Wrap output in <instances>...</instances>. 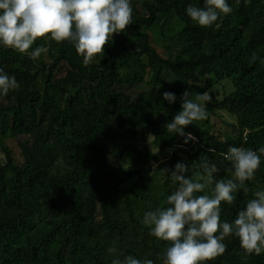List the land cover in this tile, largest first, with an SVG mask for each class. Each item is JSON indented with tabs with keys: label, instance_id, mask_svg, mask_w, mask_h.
<instances>
[{
	"label": "trees",
	"instance_id": "16d2710c",
	"mask_svg": "<svg viewBox=\"0 0 264 264\" xmlns=\"http://www.w3.org/2000/svg\"><path fill=\"white\" fill-rule=\"evenodd\" d=\"M226 2L232 11L201 27L186 9L205 0H130L132 24L87 66L69 41L37 40L29 52L47 51L35 60L0 44V69L20 85L0 93V264H112L127 255L163 264L169 242L151 236L142 220L153 206H167L177 185L165 172L154 188L157 201L131 191L177 162H194L187 173L193 178L207 161L219 169L214 180L234 179L221 153L264 147V0ZM197 78L233 91L206 106L207 119L186 126L196 139L185 144L165 125L181 110L185 91L195 98ZM218 112L236 120L233 138L214 132ZM19 135L28 137L18 142L21 159L7 144ZM114 153L122 159L113 162ZM214 187L197 195H212ZM244 187L233 203L221 202L222 222L231 223L264 190V155ZM223 243L224 254L205 264H264V252L245 254L234 235Z\"/></svg>",
	"mask_w": 264,
	"mask_h": 264
},
{
	"label": "clouds",
	"instance_id": "9594fccd",
	"mask_svg": "<svg viewBox=\"0 0 264 264\" xmlns=\"http://www.w3.org/2000/svg\"><path fill=\"white\" fill-rule=\"evenodd\" d=\"M232 11L226 0H205L204 7L189 5L187 15L201 27L213 25L221 14ZM133 20L130 0H0V44L27 53L33 60L47 49L42 46L29 49L41 38L49 37L60 43H74L76 51L83 56L85 66L104 54L105 46L114 34L124 32ZM219 25L217 24V27ZM20 87L14 76L0 69V93ZM163 99L174 103L176 96L164 92ZM181 110L172 121L165 125L166 131L178 134L187 144L195 141L185 128L194 121L207 119L208 103L212 96L208 92L196 93L193 99L189 91L181 96ZM202 102V103H201ZM210 151L212 149H209ZM264 147L258 152L251 148L230 146L221 153L225 161L231 162L234 179L214 180L219 171L215 164L205 161L199 164L202 172L195 178L187 175L192 168L177 162L174 169H161L170 175L175 191L168 195L165 205L146 211L143 224L150 229L154 238L169 242L163 255V264H205L226 251L223 243L226 237L234 235L240 241L245 254L260 255L264 252V190L254 192V199L247 202L231 222L221 221V202L233 203L237 189L244 187L245 181L253 179L261 165ZM215 184L212 195H197ZM117 249L110 247L108 252L115 254ZM112 264H154L152 259H138L127 255Z\"/></svg>",
	"mask_w": 264,
	"mask_h": 264
},
{
	"label": "rangeland",
	"instance_id": "374dc122",
	"mask_svg": "<svg viewBox=\"0 0 264 264\" xmlns=\"http://www.w3.org/2000/svg\"><path fill=\"white\" fill-rule=\"evenodd\" d=\"M128 68H124L120 71L121 74H124L127 72ZM130 72V71H129ZM192 84L195 86V92L196 93H204L208 92L210 96H212L213 99H219L221 100L224 96V94L230 93L233 91V87L231 84L228 83H222L220 85H217L215 88H209L208 83L206 79L204 78H197V79H192L191 80ZM135 92L141 91L139 88H136L134 90ZM2 103H5L3 100H1ZM202 103V102H201ZM209 104V103H208ZM207 104V105H208ZM206 105V106H207ZM211 123L214 126V132L216 134H219L222 139L226 138H233L234 134L232 133L233 131V125L236 124V120L231 117L229 114L225 112H218L217 116H213L211 118ZM27 136L19 135L17 138L14 139H9L7 141V144L14 150L15 155L17 156L18 159H21V149L18 145L19 141H24L27 140ZM152 138H149L148 143H151ZM135 145L140 146L139 139L135 140L133 142ZM154 151H157V149L153 148ZM171 155V152L166 151L163 155L164 159L168 158ZM122 159V155L119 153H114L112 155V161L118 160L120 161ZM5 160L4 154L0 151V163H3ZM165 172H163L160 169H156L155 173L153 174V177L151 178L150 181L146 182L141 188L135 189L131 191L132 196H141L144 199L147 200H153L154 202L157 201V193L156 190H154L155 186H161L165 179ZM140 209L145 208V204L139 203ZM150 210H155V207L151 208ZM1 240V237H0Z\"/></svg>",
	"mask_w": 264,
	"mask_h": 264
}]
</instances>
